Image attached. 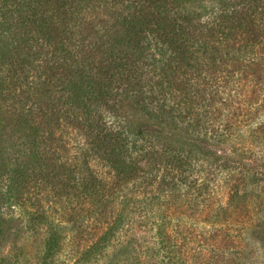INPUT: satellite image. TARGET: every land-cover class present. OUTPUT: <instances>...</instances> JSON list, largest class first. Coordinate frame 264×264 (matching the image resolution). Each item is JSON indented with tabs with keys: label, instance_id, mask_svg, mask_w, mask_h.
Returning <instances> with one entry per match:
<instances>
[{
	"label": "trees",
	"instance_id": "16d2710c",
	"mask_svg": "<svg viewBox=\"0 0 264 264\" xmlns=\"http://www.w3.org/2000/svg\"><path fill=\"white\" fill-rule=\"evenodd\" d=\"M9 99L24 151L12 161L0 146V227L45 225L42 264L63 251L74 217L35 207L37 181L54 203V188L76 185L79 210L91 206L98 235L74 264L138 262L143 225L152 264L208 260V247L221 264L217 246L235 238L218 228L255 215L253 237L264 224L251 198L264 192L252 150L264 146V0H3L0 139Z\"/></svg>",
	"mask_w": 264,
	"mask_h": 264
},
{
	"label": "rangeland",
	"instance_id": "374dc122",
	"mask_svg": "<svg viewBox=\"0 0 264 264\" xmlns=\"http://www.w3.org/2000/svg\"><path fill=\"white\" fill-rule=\"evenodd\" d=\"M2 1L3 0H0V7ZM22 89L23 88H15L10 94L11 97L15 96L23 100L22 96L20 95ZM10 92L11 90L5 92V94ZM18 106L21 105H19V103L15 100L9 99L8 101H5L3 107L6 113L3 114V122L1 124V127L3 129L1 128L2 133L0 139V146L4 148L7 152L6 157L12 161L20 159L23 153L19 151H24L23 147L20 145L21 138H19L18 133L13 130V121H11L13 113L17 111ZM70 115H72V117H76L77 115V118L80 121H83L84 117L80 111L78 113L77 110L72 111L70 112ZM75 131L79 134H82V131L68 128V135L70 136V138L73 139ZM252 150L256 152V156H258L259 161L263 162H260V170H264V146L255 145L252 146ZM54 152L56 153L52 154L51 157L55 165L59 166V164H61L66 159V154L61 148L57 146L55 147ZM56 157L59 158L57 159ZM68 158V163L70 164L72 162V154H69ZM99 164V161L95 162V166ZM96 169L98 170V166ZM62 173V175L64 176L67 174V172ZM101 174L105 173L103 172ZM261 180V186L264 187V177ZM64 183L65 181H63V184ZM41 185L42 184L37 181L33 189H31L34 197H36L34 200V203L36 205H34L35 207H37L39 210L44 207L47 213L52 212L54 214L53 217L56 220L60 218L59 216L63 211H67L69 215L70 213H73L74 217V219L71 218L73 222H69V226L73 229L68 233V237L66 239L63 251H60L59 254H57L53 258V261L50 264H74V261L79 257L82 252H84L88 245L94 242L95 238L98 235V224L92 220V217L87 216L86 210H91V206L87 207L85 205L84 208H82L84 210H79L80 205L78 203V200L76 197L72 196L73 190H75V188L76 191L78 190L76 185L73 188H71V186H64V188H62L61 186H57V188H54V193L59 195L58 199L57 196H55L56 203H54L52 199L49 198L45 186ZM44 189H46V191ZM256 197H260L261 206H259V208L264 213L263 190L255 191L253 194H251L252 200ZM71 198H73V200H70ZM94 214H98V212L94 211ZM69 215L67 216V218H69ZM250 215H252V213ZM254 216L255 215L249 217V214H242V217H238L237 220H234L235 222L229 220L230 222L228 227L218 228V233L220 236L223 235L225 237L231 234V236L235 238V243L230 244V242H225L217 246L218 251L221 250V247H226V249L228 250V253H226L224 258L222 259L225 262H222L221 264H264V224L260 226L257 235H254L253 237L247 232V226L249 222L252 220H256ZM204 217L205 216H203V218ZM201 219L202 217L199 216L197 217V220L193 219V222L195 224H199L196 225L197 228H204L202 230L199 229V231L203 232L207 227H209L207 230L211 231L210 225L208 223L202 224V222L200 221ZM2 227H0V255L2 257H6L8 264H42L41 256L43 252V242L46 234L45 225H38L39 228L35 232L26 230L24 226L22 224H19L18 222L12 223L11 227L9 228L4 225ZM140 232L141 236H132L131 240L132 244L137 245L138 248H143L141 259L138 261L139 263L136 262L134 264H152V262H150L151 259L149 257V247L154 244V230L149 225H143L135 230L136 234ZM207 250V256H209L208 260H203L201 259V257L194 259V257L196 256L194 255V260L191 259L186 264H217L213 261H210V247H208ZM237 251H241V253L235 254L237 256L236 258V256L233 254ZM108 252H112L111 246L108 248ZM105 259V257L100 256V262L98 264H101V262H103Z\"/></svg>",
	"mask_w": 264,
	"mask_h": 264
}]
</instances>
